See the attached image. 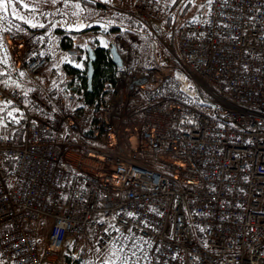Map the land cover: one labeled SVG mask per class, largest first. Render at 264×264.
I'll list each match as a JSON object with an SVG mask.
<instances>
[{"label":"built area","instance_id":"built-area-1","mask_svg":"<svg viewBox=\"0 0 264 264\" xmlns=\"http://www.w3.org/2000/svg\"><path fill=\"white\" fill-rule=\"evenodd\" d=\"M162 11L139 0L130 15L162 39ZM171 34L206 109L116 46L122 68L86 138L104 149H83L70 138H85L72 112L78 84L47 70L57 45L0 10V68L30 85L25 95L0 81V107L11 101L20 121L0 127V264L60 263L69 239L94 234L115 264H264V0H212Z\"/></svg>","mask_w":264,"mask_h":264},{"label":"rangeland","instance_id":"rangeland-1","mask_svg":"<svg viewBox=\"0 0 264 264\" xmlns=\"http://www.w3.org/2000/svg\"><path fill=\"white\" fill-rule=\"evenodd\" d=\"M94 1L105 5L106 9H108L107 13L130 10L135 2V0ZM77 4L79 5L78 8L76 7ZM207 5L208 0H192V2H189V0H176L175 3H173L172 0L169 1L166 11L173 10L172 16L170 18L166 16L165 18L160 19L162 27L165 29V35L162 39H153L154 44L142 39L141 36H133L132 33H129L131 36L130 44L128 42H125L124 44L120 38V34L118 38L114 40L117 35L111 32L102 33L97 31L90 34L89 39H97L100 41L99 46H107V48L111 41L116 44L117 48L124 46L125 50L130 53V56L136 58L135 69L138 73H140L144 67L150 66L158 75L161 73L172 74L180 80L184 89L187 87L190 92L191 86L193 87L194 85L196 88H199V85L196 84L194 78L188 74L186 67L179 60L176 41L173 40L174 38L171 34V30L176 29L188 20H202L207 13ZM85 6L86 4L81 2V0H13L10 4L6 3L5 9L0 10L7 13L14 20L30 27L36 25L34 28L47 29L48 26H51L49 30L47 29V33L51 35V38H54L52 43L58 45L54 34L56 27L60 26L74 31L82 30L85 26V23L82 21L85 13ZM27 21H30L31 23H28ZM41 25L43 26L41 27ZM69 60L72 59L66 52L56 49L49 59L47 70H62L63 62ZM19 74L20 73L16 75L17 81H14L13 85L19 90L27 92L30 89L29 80L25 75L21 77ZM17 84L20 86L17 87ZM144 102V95L136 94L129 103L131 111H138ZM86 113L85 117L87 116L91 123V119H94L95 116H89L88 112ZM140 118L141 115L138 116V119ZM138 119L134 118L139 125V122L137 121ZM83 121V126L84 124L87 126V122ZM122 125H125L124 121H122ZM118 128L120 129L119 126ZM42 243L43 241L41 242V245ZM72 246H66L64 248L61 254L60 263L58 262L55 264H69L70 261L72 263L75 259L78 261L77 264H110L113 261L115 262V251L108 243L99 241L98 234L77 238L73 241ZM67 255L70 256L69 262L66 260Z\"/></svg>","mask_w":264,"mask_h":264},{"label":"trees","instance_id":"trees-1","mask_svg":"<svg viewBox=\"0 0 264 264\" xmlns=\"http://www.w3.org/2000/svg\"><path fill=\"white\" fill-rule=\"evenodd\" d=\"M81 2H83L84 4L91 5L90 8L87 9L88 16H93L94 12H96L94 11L93 8H100V16H102L100 21H90V22L88 21L86 22L84 28L80 31L68 30L67 28H62L60 26H57L54 31V34L58 44L57 49H60L62 52H66L72 59L67 62H63L62 70L66 76L71 77V79H74L78 84L77 99L73 105L72 112L75 115L80 130L82 134L85 136V138H81L77 135L72 134V136L70 137L71 142L75 143L77 146L83 149L85 148V149H94L101 151L102 149H104V147L100 142H93L86 138L90 137L94 131L95 122H96V119L94 117V112L98 106L99 101L102 98L104 84L108 83L110 88L114 84L116 67L111 62L107 46L103 47L97 45L96 39H92L94 40L92 41L88 38V36L97 31L102 33H108V32L120 33L124 29H130V30H135L136 33H138L141 36H147L150 40H153V38L149 34L148 29L145 26H143L141 23H139V21L135 20V18H132L130 14H126L123 12L107 13L108 9H106V6L101 5L97 2H92V1L89 2L82 0ZM105 16H107L108 18H106ZM115 16L120 20V22L114 21V19L116 18ZM112 18L114 19L112 20ZM40 30L45 31L47 29L41 28ZM163 30L165 29L163 28ZM45 32L47 33L48 31ZM51 39L54 40V38ZM54 44L56 45V43ZM86 44H89L90 47L93 49L94 57H95L94 62L92 63L93 73L91 78V88L89 91L87 90V80H86L87 55L84 49V46ZM51 55H49V59ZM0 73H3V75H0V81L7 82V85L10 87L15 86L13 85V83L14 81H17L16 80L17 74H9L3 71L1 68H0ZM181 87L182 90H184L185 92H187L188 94L194 97L195 103L197 105L201 106L204 110L206 109L208 105L207 100L202 96L198 88H196L193 85V87L192 86L190 87L191 91L189 92L188 91L189 88L186 87L187 90L184 89L182 84ZM7 111H11V109L8 108L6 111L1 112L0 116H6ZM86 112H88L89 116L92 115L94 117V119H91V123L93 124L90 123L87 116L85 117V115L87 114ZM139 115H141V109L133 112L132 117L138 119ZM140 119L137 120L139 123H140ZM82 121L87 122V126H85L84 124V126L87 128L83 126ZM5 123L19 124L20 121L19 123H15L14 120L8 118L5 121ZM125 143H126L125 139L119 138V146L117 152L127 153V148ZM43 222L44 224H46L48 220L44 219ZM69 259L70 256L67 255L66 256L67 262H69ZM116 259H117V255H116ZM116 259L115 262L113 261L110 264H115ZM77 263L78 261L76 259L72 263L71 261L69 262V264H77Z\"/></svg>","mask_w":264,"mask_h":264},{"label":"crops","instance_id":"crops-1","mask_svg":"<svg viewBox=\"0 0 264 264\" xmlns=\"http://www.w3.org/2000/svg\"><path fill=\"white\" fill-rule=\"evenodd\" d=\"M82 1H92V2H95L94 0H82ZM171 1V0H170ZM99 3V2H98ZM137 3H138V0H135V2H134V5L130 8V10H127V11H121V12H117V13H126V14H130V13H132L133 11H134V9L136 8V6H137ZM99 4H101V3H99ZM168 4H169V1L168 0H161V7H162V9H163V13L164 14H166V16L167 17H171L172 16V11L173 10H169V11H166V8L168 7ZM101 5H103V4H101ZM90 6L91 5H88V4H86V6H85V13H84V17H83V22L86 24V22H90V21H100V19H101V17L102 16H100V8H93L94 9V11H96V12H94V15L93 16H88L87 15V9L88 8H90ZM105 6V5H104ZM128 16V15H127ZM165 15L161 18V19H163V18H165L166 17ZM106 18H108L107 16H105ZM116 17V16H115ZM132 17V16H131ZM133 18V17H132ZM114 18H112V20H113ZM135 20H137V19H135ZM114 21H116V22H120V20L116 17L115 19H114ZM138 21V20H137ZM139 23H141L140 21H139ZM142 24V23H141ZM143 25V24H142ZM160 25L162 26V23H161V21H160ZM144 26V25H143ZM50 27L51 26H48L47 27V29L49 30L50 29ZM126 31H128V32H126ZM129 33H132V35L133 36H141V35H139L138 33H136V31L135 30H130V29H124L123 30V33L122 32H120V33H115L117 36L114 38V40H116L117 38H118V36H119V34L121 35V39H122V41H123V43L125 44V42H128L129 44H130V42H131V36L129 35ZM149 34L151 35V33L149 32ZM90 36V35H89ZM88 36V38H90ZM129 36V37H128ZM136 36V37H137ZM152 36V38L153 39H156L157 40V38H155L153 35H151ZM142 37V39H145V40H147L149 43H151V44H154L153 42V40H150L147 36H141ZM129 39V40H128ZM90 40H92V39H90ZM113 40V41H114ZM89 41V40H88ZM92 41H94V40H92ZM96 41H97V45H100V41L99 40H97L96 39ZM112 43V41L108 44V45H110ZM136 43H137V41H136ZM116 45V44H115ZM126 45H128V44H126ZM73 241H74V239H69L68 241H67V243H66V246H69V247H71L72 246V243H73ZM42 246H43V243H42V245L40 246V248H42ZM73 247V246H72ZM64 263V262H63ZM62 264V263H61Z\"/></svg>","mask_w":264,"mask_h":264},{"label":"snow or ice","instance_id":"snow-or-ice-1","mask_svg":"<svg viewBox=\"0 0 264 264\" xmlns=\"http://www.w3.org/2000/svg\"><path fill=\"white\" fill-rule=\"evenodd\" d=\"M13 0H0V9H5V6H6V3H12ZM173 3L176 2V0H172ZM189 2H192V0H189ZM212 3V0H208V4H211ZM225 3H227V0H225ZM76 7L78 8L79 5L77 4ZM28 23H31L30 21H27ZM33 27H35L36 25H32ZM43 25H41L42 27ZM5 62H6V58H5ZM0 75H3V73H0ZM21 77L24 76V73L23 72H20L19 74ZM6 85H7V82H4ZM17 87H19L20 85H16ZM25 95H27V92L25 93ZM11 101H6L3 103V106L0 107V112H4L6 111L10 106H11ZM14 111H16L15 109H13V111H7V115L6 116H0V127H6V123L5 121L8 119V118H12L14 120L15 123H19V120H17L14 116ZM0 138H3V137H0ZM153 211L155 212L156 210L153 209ZM158 215H162V213H158ZM125 215H127L128 217H133V213L131 212H128V213H125ZM113 219H115V217H113ZM147 223H145V227H147ZM110 227H114V226H111ZM116 231H119V229H116ZM129 232H131L132 230L131 229H128ZM126 239H133L132 237H126ZM134 242V241H133ZM145 244H149V247H151L150 243L148 241H144ZM122 251V249H121ZM141 251H143V249H141ZM135 254V253H133ZM127 259V258H126Z\"/></svg>","mask_w":264,"mask_h":264},{"label":"water","instance_id":"water-1","mask_svg":"<svg viewBox=\"0 0 264 264\" xmlns=\"http://www.w3.org/2000/svg\"><path fill=\"white\" fill-rule=\"evenodd\" d=\"M87 55V63H86V80H87V90L89 91L91 88V78L93 73L92 63L94 62V52L89 44L84 46ZM108 53L111 59V62L117 69L122 68V58L116 48L114 43H111L108 47Z\"/></svg>","mask_w":264,"mask_h":264}]
</instances>
